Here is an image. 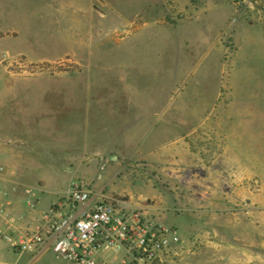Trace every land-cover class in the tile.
<instances>
[{
    "label": "rangeland",
    "instance_id": "374dc122",
    "mask_svg": "<svg viewBox=\"0 0 264 264\" xmlns=\"http://www.w3.org/2000/svg\"><path fill=\"white\" fill-rule=\"evenodd\" d=\"M23 57L55 69L29 73ZM130 102L138 112L124 115ZM152 103L154 128L145 115ZM144 135L146 148L160 138L162 152L185 137L199 159L175 168L173 194L210 192L200 180L211 172L220 192L254 197L264 211V0H0L7 200L42 190L39 217L72 180L101 175L95 187L143 207L153 200L162 212L170 184L129 148ZM126 143L116 165L109 149ZM93 152L101 164L67 162ZM0 264L73 263L51 250L14 253L0 241Z\"/></svg>",
    "mask_w": 264,
    "mask_h": 264
},
{
    "label": "built area",
    "instance_id": "2783aa9c",
    "mask_svg": "<svg viewBox=\"0 0 264 264\" xmlns=\"http://www.w3.org/2000/svg\"><path fill=\"white\" fill-rule=\"evenodd\" d=\"M3 173L0 166V241L14 253L51 250L73 264H161L183 252L178 228L148 220L142 205L96 188L101 175L91 184L72 180L35 224L22 226V218L11 213ZM40 193V189H25L28 212L36 211Z\"/></svg>",
    "mask_w": 264,
    "mask_h": 264
},
{
    "label": "crops",
    "instance_id": "0c3cea01",
    "mask_svg": "<svg viewBox=\"0 0 264 264\" xmlns=\"http://www.w3.org/2000/svg\"><path fill=\"white\" fill-rule=\"evenodd\" d=\"M127 107L128 110L125 111L124 115L134 110L136 113L139 109L133 102L127 104ZM148 108L145 115L152 119L151 128H154L160 122L159 106L152 103V106ZM140 120L143 118L138 121ZM146 140L145 135L139 139L136 138L129 143V148H132L136 155L139 154L137 159L151 170H157L159 175L161 174L160 181L164 182L166 187L168 183L170 184V188L167 190L172 195L165 193L167 195L165 202L169 207L163 208L162 212L153 204V200L144 199L149 204L148 207H144V215L153 222L178 228L184 241V249L179 255L180 258L166 260L161 264H264V211L259 210L260 207L256 204L258 200L254 197L246 198L235 193L236 191L227 194L220 192L217 187L218 182L213 181L211 172L200 180L201 185L210 188V192L204 194L196 192L186 195L173 194L172 191H176L174 189L176 187L174 181L175 168L196 164L199 159L196 155L190 156L185 137L172 139L173 146L166 152L159 149V143L162 141L160 138L152 141L147 148L144 145ZM127 149V143L122 147L112 144L109 152L117 155L110 157V160L116 158L112 162L119 165L120 156L125 157L124 152ZM75 155L76 157L71 154V159H68L67 162L69 164L76 163L78 169L87 161H99L98 164H101L102 161L100 152ZM99 155L100 160H98ZM102 166L100 165L101 168ZM5 186L2 184V187ZM96 188H102L107 194L113 195L108 192L106 185ZM60 193H56L57 196ZM14 198L12 199L11 213L22 218V226L35 224L34 221L38 217H36L35 212H28L25 199L21 201L17 197ZM246 202L249 205L247 208ZM45 253L39 254V256Z\"/></svg>",
    "mask_w": 264,
    "mask_h": 264
},
{
    "label": "trees",
    "instance_id": "16d2710c",
    "mask_svg": "<svg viewBox=\"0 0 264 264\" xmlns=\"http://www.w3.org/2000/svg\"><path fill=\"white\" fill-rule=\"evenodd\" d=\"M22 59V65L20 66L22 68H20L21 70L23 69L24 71H27L29 73H35L37 71H54L55 67L53 64H49V63H43V64H28L27 61L25 60V58H21ZM77 67V66H76ZM60 69V71L62 72H68L71 70H63L62 67L58 68Z\"/></svg>",
    "mask_w": 264,
    "mask_h": 264
},
{
    "label": "water",
    "instance_id": "95a60500",
    "mask_svg": "<svg viewBox=\"0 0 264 264\" xmlns=\"http://www.w3.org/2000/svg\"><path fill=\"white\" fill-rule=\"evenodd\" d=\"M116 160V158H112V161H115Z\"/></svg>",
    "mask_w": 264,
    "mask_h": 264
}]
</instances>
